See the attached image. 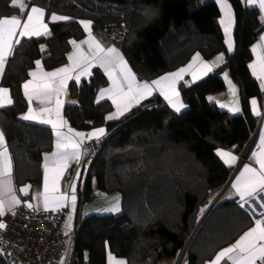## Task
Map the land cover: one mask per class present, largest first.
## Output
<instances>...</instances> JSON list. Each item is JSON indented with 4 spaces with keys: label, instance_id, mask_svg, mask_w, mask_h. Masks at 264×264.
<instances>
[{
    "label": "trees",
    "instance_id": "trees-1",
    "mask_svg": "<svg viewBox=\"0 0 264 264\" xmlns=\"http://www.w3.org/2000/svg\"><path fill=\"white\" fill-rule=\"evenodd\" d=\"M32 2L47 10V19L58 13L70 20L49 22V37L22 40L2 79V86L11 90L13 104L0 109V126L12 153L19 189L39 179L43 153L54 140L48 127L21 119L27 109L22 86L42 58V44L50 50L45 66L53 69L66 57L70 40L85 35L80 20H91L95 28L104 30L125 22L129 32L121 49L138 77L146 80L184 66L195 52L209 59L225 50L218 22L221 12L214 1L202 6L197 0ZM229 2L236 18L235 52L204 80L180 84L187 110L176 113L155 95L108 123V134L86 154L85 159L96 152L79 188V213L90 200L94 183L105 194L121 192L122 210L77 218L72 264H107L108 251L125 258L127 264H159L183 253L186 264H204L252 226L253 218L234 201L220 200L204 218L213 193L227 184L233 171L216 150H243L258 126L250 100L264 99L250 70L251 48L264 30L260 10L241 0ZM11 3L0 0V17L19 13ZM224 72L240 88L241 115L209 101L210 95L225 90ZM107 84L99 69L89 79L71 84L70 95L77 103L67 105L65 115L73 127L88 130L92 122L104 118L111 104L97 103L96 96ZM0 264H8L1 255Z\"/></svg>",
    "mask_w": 264,
    "mask_h": 264
},
{
    "label": "snow or ice",
    "instance_id": "snow-or-ice-1",
    "mask_svg": "<svg viewBox=\"0 0 264 264\" xmlns=\"http://www.w3.org/2000/svg\"><path fill=\"white\" fill-rule=\"evenodd\" d=\"M219 3L224 12V19L220 23L224 26V32L227 36V49L232 51L231 30L234 19L231 5L228 4L227 0H219ZM247 3L256 5L260 10L264 11V0H247ZM12 6L24 12L26 0H12ZM29 12L30 14L26 17H0V79L4 76L9 57L15 54L23 38L31 39L32 37L50 35L48 23H45V10L33 6ZM69 19V17L63 15H50V22L68 21ZM79 23L88 33V38L82 42L88 45L87 53L83 50L81 44H78L75 40L71 41L76 51L68 57L71 62L69 66L61 67L56 71L46 72L43 70L41 62L37 60L35 62L37 70L29 73L32 79L22 86L24 95L29 103V109L27 114L21 118L50 125L55 130L56 151L50 156L44 157L43 192L37 193V198L42 196L45 211L60 210L69 206V201L72 211H75L77 199L75 185L71 186V195L61 193L60 181L62 176L70 161L80 159L82 155L81 148L85 139H96L99 141L106 134V129L103 127L87 134L76 132L70 127L67 133L61 131L67 124L61 114L64 103L61 96L66 94L69 80L74 79L79 82L81 76L91 74L92 68H102L111 81V87L101 90L99 95L101 99H110L115 105V113L110 114L106 119L116 120L130 111L141 100L151 95L154 89H158L160 94L177 112L181 111L184 105L180 102L177 84L183 79L184 75L191 72L195 81L207 75L214 67H218L224 61L223 54H220L211 63L204 62L200 55L197 54L193 63L188 65L187 68H182L176 73L166 75L151 84L140 83L120 51L115 47H105L93 36L91 21H79ZM261 49H264V37H261V43H258L253 49V51L257 52V63L250 66L253 74L261 81V88L264 89V54H261ZM197 62H199L200 70L198 72L192 71L193 66ZM225 79H227V74H225ZM229 85L233 99L229 104H220V107H228L233 112H239L240 108L236 101L235 86L231 85V81H229ZM34 99L43 107L39 109L31 107ZM209 99L212 100L214 98L210 97ZM251 103L253 111L259 116L260 111L256 107L257 101L253 99ZM12 104L13 99L9 88L0 85V109ZM216 154L228 166H232L237 160V157L228 151L218 150ZM252 156L256 164L259 165V169L245 165L238 178L232 184V188L235 189L236 195L245 204L259 200L261 201L259 206L264 208V135L260 137L259 148ZM79 175L77 173V178H79ZM20 191L27 196L29 188L24 187ZM118 199V197L115 198L116 201ZM20 204L21 200L17 198L12 184L11 155L7 148L4 133L0 131V216H4L6 210H13L14 215L15 207ZM27 206L30 208L35 207L32 204ZM241 206L243 207V204ZM108 210L119 212V204L114 203ZM68 220V227H70L72 217L69 216ZM5 228L6 224L0 222V229ZM225 259L231 264H257V261L260 264H264V213H261V218L255 221V227L240 236L234 244L220 251L211 264H221ZM107 264H125V261L116 259L109 252L107 254Z\"/></svg>",
    "mask_w": 264,
    "mask_h": 264
},
{
    "label": "crops",
    "instance_id": "crops-1",
    "mask_svg": "<svg viewBox=\"0 0 264 264\" xmlns=\"http://www.w3.org/2000/svg\"><path fill=\"white\" fill-rule=\"evenodd\" d=\"M212 1H215L217 3V5L219 6V8H220L221 14H220V17L218 19V22H219V25H220V27H221V29L223 31V34H224L225 50H223V51H221V52L213 55L209 59H206L200 52H195L192 55L191 59L188 61L187 64H185L184 66H182V67H180V68H178V69H176V70H174L172 72L165 73V74H163V75H161V76H159V77H157V78H155L153 80H146V79H141V78L138 77L137 73L134 71V69L130 65L129 61L125 57L122 49L119 48V47H116L114 45L113 39L107 33L106 30L101 29V28H95L94 27V23L91 20H87V19L80 20V21H91L92 22V29H91L92 34H93V36H95L97 38V40H99L101 42L102 45H104L105 47H109V46L115 47V48H117L120 51V53L123 55L124 59L127 61L128 66L131 68L132 72L135 74L137 81L140 82V83H149V84H151L152 82H154L156 80H160L162 77H164L166 75H170V74L176 73L177 71H179L182 68H187L188 65H190V64L193 63V60L195 59V57H196L197 54H199L200 57L202 58V60L204 62H207V63H211L212 61L216 60V58L220 54H223L224 61L221 62L218 67H214L212 69V71H210V72L207 73V75H205L202 78L197 79L195 81L192 78L191 72L186 73L184 75L183 79L180 80L178 82V84H177V90L180 93L179 99H180V102L184 105V107L181 109V111L177 112L172 107V105L169 104V102L164 98V96L160 94V91L158 89H154L151 95H149L146 99L141 100L138 104H136L134 107H132L130 111L126 112L123 116H121L119 119H116V120H107L106 119L107 116H109L110 114L115 113V111H116L115 105L112 103V101L110 99H106V98L105 99H101L100 98V95H99V93H100L101 90L111 87V81L109 80L107 74L104 72V70L102 68L94 67L91 70V74L90 75H87V76H81L79 82H81L82 80H85V79H89L92 76L93 71L95 69L101 70L104 73V75L106 76L107 81H108V84L106 86L102 87L101 89H99V91L97 92L96 101H97V103L109 102L111 104V109L105 114V116H104V118L102 120L92 122L91 128L88 129V130H80V129H76L75 127H73L71 125L70 121L68 120V118L65 115V109H66L67 105H71V104H76L77 103L76 99L75 98H72L71 95H70V86L74 82H76V83H79V82L75 81L74 79L73 80H69L68 81V85H67V89H66V94L61 96V99L64 101L63 108H62V113L61 114H62L64 120L67 121L66 126L64 128H62L61 131L64 132V133H67L68 128L70 127L71 129H73L76 132H82V133L87 134V133H90V132H92V131H94L96 129H99V128L103 127V128L106 129V134L103 137L100 138V140H101V139H103L108 134V130H107V124L108 123L115 122V121L120 120L125 115H127L129 112H131L135 107L139 106L140 104H142L146 100L153 98L155 95H158L159 97H161V99L163 100V102L166 105H168L174 112L181 113V112L186 111L188 107H187V105L185 104V102L182 99L181 90H180V84L181 83H185V84H188L189 85V84H195V83H198V82L204 80L209 74H211L213 71H215L216 69H218L219 67H221L222 65H224L225 62H226V60H227V57L229 55L233 54L235 52V49H236V42H235V37H234V30H235V26H236V18H235V11H234V9H233L231 3L229 2V0H227L228 4L231 5V9H232V13H233V19H234V23H233L232 30H231V37H232V41H233V49H232V51H228V49H227V43H226L227 36H226V34L224 32V26L220 23V21L222 19H224V12H223V9H222V7H221V5L219 3V0H212ZM241 1L247 7H256V8L259 9V7L256 6V5H250V4H248L247 3V0H241ZM33 6L40 7L38 5H34L33 2H32V0H26V9H25L24 12H21L17 7H15V8H17L19 10V13L18 14H15V15H12V16L4 17V18H10V17H13V16L26 17L28 14H30L29 10ZM40 8H42V9L45 10V13H46V15H45V23H48L49 30H50V35H51V27H50V24H49V22H50V15L51 14L62 15V14L51 13L49 15V18L47 19V10L45 8H43V7H40ZM63 16H65V15H63ZM260 16H261V21L264 23V11L260 10ZM60 22H67V21H57V22H51V23H60ZM82 28H83V26H82ZM83 30H84V28H83ZM84 33H85V35L83 36V38H81V39H71L70 40V49L67 52L66 57L64 58V60L61 61V63L59 64V66H57V67H55L53 69H47L46 66H45L44 58H46V57H48L50 55V50H49V47H48V45L46 43L42 44V46H41L42 58L39 59V61L41 62V65H42L43 70L46 71V72H52V71H56V70L60 69L61 67L69 66L71 64V62L69 61L68 57L70 55H72L76 51V49L73 47V45L71 43V41H73V40H75L78 44H81L83 50L87 53V51H88V45L83 44L82 42L85 41L88 38V33L85 30H84ZM50 35L40 36V37H32V38L49 37ZM261 37H264V30L259 35L257 41L253 44V46L251 48V51H252V54H253V60L250 63V66L252 64H254V63H257V52L253 51V49L256 47V45L258 43H261ZM24 39H28V38H23L22 40H24ZM261 54H264V49H261ZM5 70H6V68H5ZM36 70L37 69H36V64H35L34 68L31 69L30 72L36 71ZM199 70H200V65H199V62H197L193 66L192 71L198 72ZM250 70L252 72L251 67H250ZM77 71H79V70H77ZM225 74H227V79H225ZM252 74H253V72H252ZM73 75H75V73H73ZM253 76L256 78V76L254 74H253ZM222 77H223V79L225 81V85H226L225 86L226 87L225 90L222 91V92H219V93L210 95L209 98L211 97V98H214V99H212V100L209 99V101L212 102V103H214V104H216L219 107V109H221L223 111H227V112L231 113L232 115H241L243 113V107H242V101H241V95H240V88H239L238 84L235 83L231 79V77H230V75H229L228 72H224L222 74ZM2 79H0V85H2ZM31 79H32V77L30 75H28V77H27V79L25 80L24 83H26L27 81H29ZM229 81H231V85H234L235 86V89H236V101H237L238 107L240 108V111L239 112H233L228 107H225V108L220 107V104H229L230 101L233 99L232 94H231V91H230ZM257 81L259 82V84L261 86V81L258 80V79H257ZM22 90H23V87H22ZM262 91L264 93V89H262ZM10 93H11V90H10ZM23 94H24V90H23ZM11 96H12V94H11ZM24 97H25V95H24ZM253 99H255L257 101L256 107L260 111V115L259 116H257L255 114V112L253 111V106H252V103H251V101ZM26 100H27V98H26ZM6 107H9V106H6ZM31 107L36 108V109H39L40 107H43V106L40 105L39 102L34 99L32 101ZM28 109H29V103L27 101V109L21 115V117L24 116L25 114H27ZM250 109H251V113L258 119V126H257V129L255 130V132L253 133L251 139L249 140V142L243 148V150L241 152H239V153H236L233 150L225 149V148H218L216 150V153H217L218 150H223V151L231 152L233 155H235L237 157V160L232 164V166H229V167H232L233 171H232V173L230 175V178H229L227 184L223 188H221V189H219V190H217V191H215L213 193V194H216V196H215V198L213 200V203H212V205L215 206L217 204V202H219L220 200H228V201L237 202L240 205L243 204V207L242 206L241 207L245 211H247L250 214V216L253 218V220H254L252 226L249 229H247L245 232H247L251 228L255 227V221L257 219H260L261 218V213H264V208H261L259 206L260 203H261V201H259V200L258 201H255V202H251L250 201L249 203L245 204L236 195L235 189L232 188V184L238 178L239 173L243 170V167L245 165H248L250 167L257 168V170L259 169V165L256 164L255 159L253 158L252 154L259 148L260 137L262 135H264V99H263V101H261L257 97L252 98L250 100ZM22 120L25 121V122H28V123H33V124H37V125H41V126L48 127L49 129H51V131L53 133V136H54L52 148L49 151H46V152L43 153L42 166H41V175H40L39 179L36 182H34L33 184H27V185L24 186V187H28L29 188V193L27 195L28 197L25 198L24 197V194L20 191V189L16 185L15 177H14V162H13L12 153H11V150L9 148L6 135H5L2 127L0 126V131H2L4 133V137H5V141H6V144H7V148H8V151H9V153L11 155V159H12V184H13V188L15 190V194H16L17 198L21 200V204L24 203L26 206L28 204H32V205L35 206L33 208H30L29 207L30 209H33V210H44L42 196L40 198H37V193H42L43 192V178H44V168H43V165H44V162H45L44 157L45 156H50L52 153H54L56 151V148H55V143H56L55 130H53L50 125L40 124L39 122L34 121V120H24V119H22ZM95 142H97L96 139H91V140L85 139V142H84V144L82 145V148H81L82 155L80 156V159L79 160H72V161L69 162V166L65 170V172H64V174L62 176V179L60 181V190H61V193H64L66 195H71V186L72 185H75V188H76L75 195H76L77 199H76L75 211L74 212L72 211L71 206H70V201H69V206L62 208V209H66L67 210V216H66L65 223H64V231L67 234H69V235H71L72 233L75 232L76 224H77V218L78 217L80 219H84V218H87V217H89L91 215L99 214V213L119 214L121 212V210H122V200H123V196H122L121 192L115 191V192H112V193H109V194H105V193L101 192L98 189V187L96 186V184L94 183V185H93V192L91 194V198H90V200L88 202H86L85 204H83L81 206L80 213H79V188L83 184L84 176H85V173L83 172V168H82V162L85 159V156L88 153V151L90 150L92 144L95 143ZM221 161L223 162L222 159H221ZM77 173L80 174L79 175V178H77ZM117 197L119 198L118 201L115 200V198H117ZM213 197H214V195H212V198ZM114 203H118L119 204V208H120V211L119 212H113V211H109L108 210L110 207H112V205ZM20 205H17L15 207L14 211ZM12 215H13V210H6L5 215L4 216H0V222H2L4 224L7 223L8 221H10ZM69 216L72 217L71 226L70 227H68V225H69L68 217ZM245 232H243L240 236H242ZM240 236L233 243H231L230 245H228V246L222 248L221 250H219L217 252V254L215 255V257L218 255V253L220 251H222L223 249H225V248L231 246L232 244H234L240 238ZM73 252H74V242L71 241L68 244L67 248H66L65 255H64V258H63L61 264H72ZM109 252L110 251H108V253ZM111 254L116 259L124 260L125 261V264H127V260L125 258L117 257L113 253H111ZM215 257L213 259L205 262L204 264H211V262L214 261ZM224 262H227V263L231 264V262L227 261V259L223 260L221 262V264L224 263ZM159 264H186V262H185V256L184 255H181V257H179V258L162 259L159 262ZM257 264H260V262L257 261Z\"/></svg>",
    "mask_w": 264,
    "mask_h": 264
},
{
    "label": "built area",
    "instance_id": "built-area-1",
    "mask_svg": "<svg viewBox=\"0 0 264 264\" xmlns=\"http://www.w3.org/2000/svg\"><path fill=\"white\" fill-rule=\"evenodd\" d=\"M116 47L121 48L129 26L125 22L105 29ZM96 152L82 162L86 174ZM5 229H0V255L8 264H61L68 244L75 241L64 231L66 209L33 210L22 203Z\"/></svg>",
    "mask_w": 264,
    "mask_h": 264
},
{
    "label": "rangeland",
    "instance_id": "rangeland-1",
    "mask_svg": "<svg viewBox=\"0 0 264 264\" xmlns=\"http://www.w3.org/2000/svg\"><path fill=\"white\" fill-rule=\"evenodd\" d=\"M208 2H212V0H197V5L198 6H202V5H204V4H206V3H208ZM215 2V1H214ZM111 27V26H110ZM214 195V197L212 198V203H213V200H214V198H215V196H216V194H213ZM212 205V204H211ZM185 253H183L182 255H184ZM181 257V256H180Z\"/></svg>",
    "mask_w": 264,
    "mask_h": 264
},
{
    "label": "water",
    "instance_id": "water-1",
    "mask_svg": "<svg viewBox=\"0 0 264 264\" xmlns=\"http://www.w3.org/2000/svg\"><path fill=\"white\" fill-rule=\"evenodd\" d=\"M213 207H214V205H212V206L209 208V210H208L207 213L205 214L204 218L209 214V212L212 210ZM204 218H203V220H204ZM203 220H202V221H203Z\"/></svg>",
    "mask_w": 264,
    "mask_h": 264
}]
</instances>
